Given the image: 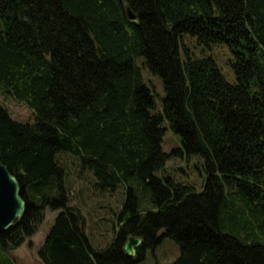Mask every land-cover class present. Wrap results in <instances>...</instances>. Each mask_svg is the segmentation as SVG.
I'll return each mask as SVG.
<instances>
[{
    "label": "trees",
    "instance_id": "obj_1",
    "mask_svg": "<svg viewBox=\"0 0 264 264\" xmlns=\"http://www.w3.org/2000/svg\"><path fill=\"white\" fill-rule=\"evenodd\" d=\"M186 35L226 46L234 82L211 56L192 55ZM140 60L163 82L156 114ZM0 92L34 118L0 105V161L26 202L0 229V264H17L11 251L47 210L60 213L43 264H140L164 238L180 248L173 264H264V0H0ZM164 122L181 139L172 154ZM66 154L103 193L122 189L105 249L72 206ZM174 155L201 158V189L158 175ZM130 237L143 240L135 257L124 252Z\"/></svg>",
    "mask_w": 264,
    "mask_h": 264
},
{
    "label": "rangeland",
    "instance_id": "obj_2",
    "mask_svg": "<svg viewBox=\"0 0 264 264\" xmlns=\"http://www.w3.org/2000/svg\"><path fill=\"white\" fill-rule=\"evenodd\" d=\"M185 45L190 53L195 57L211 56L223 73L234 82V76L229 66L231 52L226 46L218 45L212 48H205L197 43L195 38L188 35L185 37ZM183 52V50H182ZM142 69L145 82L155 96L156 108L154 113L162 111V98L165 90L161 78L150 73L143 65L142 60L138 62ZM0 105L5 106L12 117L20 122H34L32 110L22 103H18L11 98H6L0 92ZM165 135L163 140V150L172 154L173 151L182 146L180 137L175 134L164 122ZM67 170V180L72 206L77 207L86 220V234L96 249L107 248L115 238L114 227L116 226L115 213L123 201L122 189L115 192H102L96 187V179L89 171H82L76 159L71 155L59 157ZM186 156L174 155L167 162L165 169L158 173L159 176L165 174L173 177L177 181L190 183L201 189L206 174L203 169V161L198 156L187 159ZM149 191H145L141 208L147 207ZM59 211L47 210L45 222L39 232L28 239L20 248L11 251L10 255L17 264H43L38 256L47 235L49 234ZM180 255V248L170 238H164L161 245L146 253V259L140 264H173Z\"/></svg>",
    "mask_w": 264,
    "mask_h": 264
},
{
    "label": "water",
    "instance_id": "obj_3",
    "mask_svg": "<svg viewBox=\"0 0 264 264\" xmlns=\"http://www.w3.org/2000/svg\"><path fill=\"white\" fill-rule=\"evenodd\" d=\"M126 13L129 20L136 23L137 16L129 7L126 8ZM25 213L26 202L21 196L20 183L8 167L0 161V229L7 231L13 228ZM142 243L143 240L140 237H130L124 247L125 254L135 257Z\"/></svg>",
    "mask_w": 264,
    "mask_h": 264
}]
</instances>
